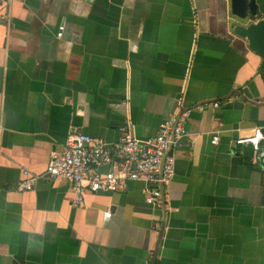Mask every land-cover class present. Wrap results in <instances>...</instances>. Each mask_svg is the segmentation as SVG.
<instances>
[{
    "label": "crops",
    "instance_id": "1",
    "mask_svg": "<svg viewBox=\"0 0 264 264\" xmlns=\"http://www.w3.org/2000/svg\"><path fill=\"white\" fill-rule=\"evenodd\" d=\"M233 19L230 0L0 5V264H264V170L235 143L264 134V72ZM180 101L164 210L140 182L82 206L60 179L16 191L68 133L148 139Z\"/></svg>",
    "mask_w": 264,
    "mask_h": 264
},
{
    "label": "built area",
    "instance_id": "2",
    "mask_svg": "<svg viewBox=\"0 0 264 264\" xmlns=\"http://www.w3.org/2000/svg\"><path fill=\"white\" fill-rule=\"evenodd\" d=\"M13 1L0 0V5ZM63 31L64 26H60L57 38L62 37ZM182 104L180 101L177 111L160 124L154 137L148 139H136L128 126L121 129L113 144L82 133H68L63 150L51 158L44 173L35 176L25 171L16 191L32 190L35 182L42 178L60 179L68 184L74 204L82 206L87 194L120 193L128 183L140 182L145 203L161 209L164 190L174 175L176 158L173 150L186 135L188 110ZM217 142V136L211 139V145ZM235 143L249 144L252 147L251 163L264 170V134L260 129H254L252 136ZM104 217L109 218L110 213L105 212Z\"/></svg>",
    "mask_w": 264,
    "mask_h": 264
},
{
    "label": "water",
    "instance_id": "3",
    "mask_svg": "<svg viewBox=\"0 0 264 264\" xmlns=\"http://www.w3.org/2000/svg\"><path fill=\"white\" fill-rule=\"evenodd\" d=\"M230 8L234 18L233 36L247 43L248 49L261 61L260 72H264V19L257 20L258 0H230ZM161 209L164 210V205Z\"/></svg>",
    "mask_w": 264,
    "mask_h": 264
}]
</instances>
